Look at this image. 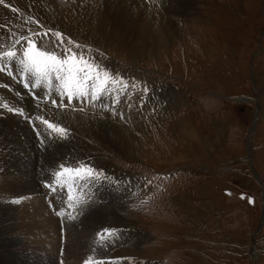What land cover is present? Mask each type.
<instances>
[{
    "label": "rangeland",
    "instance_id": "1",
    "mask_svg": "<svg viewBox=\"0 0 264 264\" xmlns=\"http://www.w3.org/2000/svg\"><path fill=\"white\" fill-rule=\"evenodd\" d=\"M45 1L57 13L62 10L60 7L76 10L71 14L79 25L74 30L76 34L53 25L54 21L40 20L31 10H26L36 2ZM106 1L4 0L0 3V54L10 47L19 48L20 57L24 44L15 43L13 33L33 36L45 25L98 45L95 55L101 63L104 61L95 65L97 69L93 65L86 69L93 58L83 61L79 57L68 68L65 79L78 85L79 93L85 94L74 95L72 101L76 105L72 106L67 103V91L64 94L53 88L48 91L32 81L38 95L34 98L25 88L17 67L9 69L0 57V233L14 232L15 225L16 232L27 233L25 241L31 235L38 234L41 238L28 256L11 255L10 249H18L19 241L3 238L0 264H42L49 258L59 264H98L102 257L107 261L127 254L131 259L122 264H142L145 259L156 264H264V0H191V3L184 0V4L183 0ZM14 8L17 10L13 11ZM146 11L175 21L180 28L174 33L171 30L168 34H157L143 15ZM27 16L33 17L34 20H29L36 24H26ZM108 32L115 34L114 40L104 39ZM98 35L101 38L94 37ZM152 39L158 41L157 46L150 43ZM100 40L104 42L98 43ZM134 41L155 47V53L147 54V50L139 53ZM99 46L105 54L99 52ZM35 56L29 60L34 67L33 60H39V54ZM40 67L44 71L43 63ZM105 68L110 73L100 76L104 85L99 89L100 100L111 101L116 87L125 93L110 105L92 98L97 94L98 76ZM54 78L52 75L51 79ZM139 85L145 92L131 101V93H138ZM173 93L178 98L174 105L167 102V96ZM49 94L58 101L47 98ZM148 98L153 108L144 111L143 104L135 109L139 101L147 103ZM130 115L133 117L129 118ZM45 120H52V124L58 121L68 128L66 141L64 131L57 136L60 140L53 139L52 130L56 128L35 132L30 122L37 124ZM80 121L102 128L99 130L107 137L93 145L91 135L76 126ZM143 123L144 131L140 132ZM123 130L133 132V138L135 134L142 135V150L137 152L135 148L132 154L125 150L127 141L120 138ZM109 135L116 136L111 139ZM15 140L21 148L9 151ZM61 160L75 165L90 160L92 164L72 174L71 193L73 183L82 177L86 185H78L77 192L83 202L84 192L89 194L88 188L103 194L100 202L93 199L85 202L93 206L89 214L86 213L91 206L85 210L74 206L82 213L77 223L63 215L58 219L52 211L45 213L41 209L38 213L30 203V187L23 189L33 182L32 177L43 185L56 179V191L63 194L62 183L51 173ZM107 169L118 174L107 176ZM86 171L98 173L86 179L83 176ZM142 183L144 192L138 190L136 194ZM41 197L45 201L49 198L47 194ZM119 199L122 205L117 204ZM27 223L38 232L29 234ZM136 228L144 231L148 240L139 244L131 240ZM112 229L117 230V238ZM66 234L63 245L61 235ZM61 245L66 249L62 256ZM92 248L98 252L97 256L96 252L89 254ZM76 252L81 254L77 257Z\"/></svg>",
    "mask_w": 264,
    "mask_h": 264
},
{
    "label": "bare ground",
    "instance_id": "2",
    "mask_svg": "<svg viewBox=\"0 0 264 264\" xmlns=\"http://www.w3.org/2000/svg\"><path fill=\"white\" fill-rule=\"evenodd\" d=\"M24 1V0H23ZM28 1V0H27ZM76 1V0H75ZM98 1V0H97ZM106 1V0H105ZM111 1V0H110ZM173 1V0H172ZM171 1V2H172ZM13 2V1H12ZM21 2V1H20ZM107 2V1H106ZM126 2V1H125ZM177 2V1H176ZM175 2V3H176ZM185 2H188V3H191V0H189V1H187V0H185ZM14 3V2H13ZM22 3V2H21ZM131 3V2H130ZM26 4V3H25ZM75 4V3H74ZM108 4V3H107ZM139 4V3H138ZM141 4V3H140ZM181 4V3H180ZM183 4H184V0H183ZM194 4V3H193ZM192 4V5H193ZM7 5V4H6ZM21 5V4H20ZM66 5V4H65ZM80 5V4H79ZM92 5H93V3H92ZM101 5H102V3H101ZM114 5V4H113ZM142 5V4H141ZM182 5V4H181ZM25 6V5H24ZM54 6V5H53ZM91 6V5H90ZM93 6H95V3H94V5ZM112 6V5H111ZM115 6V5H114ZM186 6V5H185ZM50 3H48V2H40V4H38V2H36L35 3V6H31V7H27L26 8V10L27 11H29V10H31V12H33V13H35V15L40 19V18H42V19H44L45 21L46 20H48L49 21V23L51 22V21H54L55 23H53V25H56V26H59V27H61V28H63V29H65V30H67L68 32L70 31V32H72V33H75V29H77V28H79V25H78V23L73 19V18H71V14H73L76 10L75 9H72V8H65V7H60L62 10L59 12V13H57V12H55L53 9H50ZM57 7V6H56ZM86 7V6H85ZM108 7V6H107ZM113 7V6H112ZM2 8V7H1ZM52 8V7H51ZM81 8V7H80ZM96 8V7H95ZM113 8H115V7H113ZM148 8V7H147ZM170 8V7H169ZM78 9V8H77ZM103 9V8H102ZM152 9V8H151ZM186 9H188L187 7H186ZM85 10V9H84ZM97 10V9H96ZM96 10H94V11H96ZM189 10V9H188ZM103 11V10H102ZM138 11H140V10H138ZM143 11V10H142ZM141 11V12H142ZM152 11H154V10H152ZM168 11V10H167ZM190 11V10H189ZM173 12V11H172ZM139 13V12H138ZM153 12H151V11H146V12H144L143 13V15H145V17L147 18V21H149L150 23H151V26L153 27L152 29L157 33V34H159V33H163V34H168V32L169 31H173V33L177 30V29H179L180 28V25L177 23V22H175V21H171V20H169L168 18H167V20H165V18H159V17H156V16H152L151 14H152ZM9 13H7V15H8ZM159 15V14H158ZM172 15V14H171ZM15 16V15H14ZM162 16H163V14H162ZM12 17V16H11ZM139 17V16H138ZM2 19H3V17H1ZM6 18V17H5ZM140 18H142L143 20H146V18H143V17H140ZM19 19V18H18ZM20 19H22V18H20ZM41 20V19H40ZM133 20V19H132ZM16 21V20H15ZM137 21V20H136ZM141 21V20H140ZM18 22V21H17ZM134 22H135V20H134ZM10 23V22H9ZM47 22H45V24H46ZM52 23V22H51ZM136 23V22H135ZM26 24H29V25H31L32 23H31V21L29 20V18H28V20H27V23ZM146 24H147V22H146ZM31 26H33V24L31 25ZM55 26V27H56ZM147 26V25H146ZM57 28V27H56ZM148 28V27H147ZM118 29V28H117ZM124 29V28H123ZM130 29H131V27H130ZM134 29V28H133ZM149 29V28H148ZM152 29H150V30H152ZM119 30V29H118ZM164 30H166V31H164ZM133 32H134V30H133ZM152 32V31H151ZM136 33V32H135ZM4 34V33H3ZM76 34V33H75ZM124 34V33H123ZM127 33H125V35H126ZM108 37H106V38H104V39H109V40H114V38L116 37H113L114 35H112L110 32H108ZM4 36V35H3ZM94 37H98V38H101V37H99V35L98 36H94ZM122 37V36H121ZM139 37V36H138ZM118 38V37H117ZM141 38V37H140ZM140 38H138V39H140ZM146 38H148V39H150L148 36H146ZM124 40V39H123ZM126 40V39H125ZM118 41V40H117ZM156 40L155 39H152V41L150 42V43H152V44H154L155 46H157V44H158V41L157 42H155ZM104 41L103 40H100L98 43H100V44H102ZM119 42V41H118ZM121 42V41H120ZM131 42V41H130ZM149 43V42H148ZM148 43H146V44H148ZM117 44V43H116ZM131 44V43H130ZM134 44H136V48L137 49H139V53H141L142 51L144 52V51H146L147 50V54H154L155 53V51H153L154 50V48L155 47H150V48H148V46L147 45H145V46H141L140 45V43H138L137 41H134ZM105 45V44H104ZM123 45H124V43H123ZM1 46V45H0ZM135 47V46H134ZM131 48V47H130ZM133 48V47H132ZM148 49H149V52H148ZM136 50V49H135ZM98 51V50H97ZM133 51V50H132ZM137 51V50H136ZM100 52V51H99ZM142 52V53H143ZM101 56V55H100ZM142 56V55H141ZM103 57H105V55L103 56ZM105 60V59H104ZM106 61V60H105ZM110 61V60H109ZM102 63H104V61H102ZM28 66H33L31 63H29L28 62ZM113 69V68H112ZM86 70V69H85ZM115 73V72H114ZM120 73V72H119ZM19 74V73H18ZM119 75V74H118ZM121 75V74H120ZM123 75V74H122ZM20 76V75H19ZM126 77H127V75H126ZM133 80V79H132ZM95 83H97V80H96V82ZM91 89V88H90ZM93 90V89H92ZM130 90V89H129ZM131 95H132V97L134 98V100L135 99H137L138 98V93H136V92H132L131 93ZM157 96V95H156ZM179 96V95H178ZM93 97V96H92ZM167 98H169V100L167 101L168 103H170V104H175L176 102H178V98H177V96H176V94L175 93H173V95L172 96H167ZM96 100H98V99H96ZM148 102L147 103H145L144 104V106H143V109H144V111H146L148 108H153L154 106L153 105H150V101H151V99H149L148 98ZM100 103V102H99ZM129 103V102H128ZM127 103V104H128ZM125 104V103H124ZM148 104H149V106H148ZM96 105V104H95ZM89 106V105H88ZM112 106V105H111ZM125 106V105H124ZM127 106V105H126ZM94 107V106H93ZM123 107V106H122ZM91 108V107H90ZM97 108V107H96ZM98 109V108H97ZM101 109V108H100ZM113 109V108H112ZM3 110V109H2ZM104 110H107V109H104ZM109 110V109H108ZM150 110V109H149ZM148 110V111H149ZM147 111V112H148ZM156 111V110H155ZM160 111H161V109H160ZM6 112V111H5ZM106 113H107V111H105ZM113 112V111H112ZM119 112V111H118ZM124 112H126V111H124ZM73 113V112H72ZM75 113H77V112H75ZM99 113V112H98ZM116 113H117V111H116ZM149 113V112H148ZM70 114V113H69ZM107 114H109V112L107 113ZM68 115V114H67ZM79 115V114H78ZM81 115V114H80ZM110 115V114H109ZM126 116V115H125ZM146 116V115H145ZM99 117H100V115H99ZM114 117H116V116H114ZM133 117V116H132ZM76 118V117H75ZM95 118V117H94ZM125 118V117H124ZM123 118V119H124ZM128 118V117H127ZM144 118H146V117H144L143 116V120H144ZM129 119V118H128ZM76 119H74V121H75ZM87 121V120H86ZM130 121V120H129ZM106 122V121H105ZM143 122H145V121H143ZM20 123V122H19ZM74 123V122H73ZM127 123H128V121H127ZM136 122H134V124H135ZM1 124V123H0ZM92 124V123H91ZM91 124H89V123H86V122H77V124H76V126L78 125V126H80L81 128H82V130H84V131H86L87 133H89L90 135H91V137L93 138V140L95 141V144H93V145H96V142L97 143H99V142H102V140L104 139V138H106L107 136L105 135V133L102 131V130H99V129H102V128H99V129H97L96 128V125H91ZM120 124V123H119ZM130 124V123H129ZM132 125V124H131ZM105 126H108V124H106ZM110 126V125H109ZM119 126V125H118ZM130 126V125H129ZM128 126V127H129ZM133 126V125H132ZM144 126H145V123H143L142 125H141V127H140V132H143L144 131ZM80 128V129H81ZM79 129V131H81ZM107 130H109L108 128H107ZM11 132H13V131H11ZM118 132V131H117ZM2 133V132H1ZM7 133H8V131H7ZM10 133V132H9ZM25 133V132H24ZM77 133V132H76ZM82 133V132H81ZM11 134V133H10ZM16 134V133H15ZM14 134V135H15ZM23 134V133H22ZM111 134V133H110ZM192 134V133H191ZM78 135V134H77ZM76 135V136H77ZM120 138L123 140V141H127L125 144H124V148H125V150H127L128 151V153L129 154H132V152H133V150L136 148V151L138 152V151H140V150H142V148H143V144L142 143H144L143 142V137H141L140 135H138V134H135V136H134V138H133V132H130V130H123L122 132H120ZM146 135V134H145ZM8 136V135H7ZM6 136V137H7ZM19 136V135H18ZM20 136H22V135H20ZM68 136V135H67ZM79 136V135H78ZM86 136V135H85ZM116 135H109L108 137L109 138H111V139H113L114 137H115ZM11 137V136H10ZM9 137V138H10ZM17 137V136H16ZM12 138V137H11ZM19 139V138H18ZM71 139V138H70ZM12 140V139H11ZM47 140V139H46ZM2 141V140H1ZM24 141V140H23ZM52 141H53V139H52ZM75 141H77V140H75ZM81 141V140H80ZM86 141H88L89 142V140H87L86 139ZM54 142V141H53ZM68 142H70V141H68ZM83 142V141H82ZM16 143V140H15V142H13V146L11 147V149L9 150V151H12V150H14V151H16L17 149H19V148H21V146L19 145V144H15ZM56 143V142H55ZM72 143V142H71ZM90 143V142H89ZM0 144H1V142H0ZM20 144H21V142H20ZM28 144V143H27ZM67 144V143H66ZM74 144V143H73ZM73 144H70V145H73ZM79 144V143H78ZM4 145V144H3ZM68 145V144H67ZM86 145V144H85ZM61 146V145H60ZM66 145H64V147H65ZM80 146V145H79ZM6 147V146H5ZM24 147V146H23ZM32 147V146H31ZM8 148V147H7ZM6 148V149H7ZM10 148V147H9ZM70 148H71V146H70ZM89 148V147H88ZM58 149V148H57ZM74 149V148H73ZM72 149V150H73ZM76 149V148H75ZM81 149V148H80ZM28 150V149H27ZM25 151H26V149H25ZM55 151V150H54ZM57 151V150H56ZM74 151V150H73ZM5 152V151H4ZM17 152H20V151H17ZM21 152H24V149H22L21 150ZM58 152H60V151H58ZM57 152V153H58ZM65 152V151H64ZM83 152L85 153V151H84V149H83ZM15 153V152H14ZM14 153H10V154H14ZM25 153H27V152H25ZM51 153V152H50ZM55 153V152H54ZM54 153H53V155H54ZM66 153V152H65ZM60 154V153H59ZM4 155H6V156H8V153H6V154H4ZM25 155H27V154H25ZM52 155V156H53ZM1 156V155H0ZM56 156H58V155H56ZM64 156V155H63ZM67 156V155H66ZM22 157H23V155H22ZM139 158V157H138ZM60 159V158H59ZM3 160V159H2ZM8 160V159H7ZM78 160V159H77ZM87 160V159H86ZM85 161V160H84ZM43 162V161H42ZM13 163V162H12ZM37 163V162H36ZM53 163V162H52ZM79 163V162H78ZM2 164V163H1ZM6 164H8V163H6ZM18 164V163H17ZM43 164H45V163H43ZM3 165V164H2ZM12 165V164H11ZM37 165V164H36ZM50 165V164H49ZM14 166V165H13ZM10 167V166H9ZM52 167H54V166H52ZM1 168V167H0ZM4 168V167H3ZM21 168V167H20ZM24 168V167H23ZM8 169V168H7ZM6 169V170H7ZM23 170V169H22ZM4 171V170H3ZM10 171V170H9ZM38 171V170H37ZM2 172V171H1ZM14 172V171H13ZM51 173H54L55 174V172H51ZM9 174V173H8ZM7 174V175H8ZM107 176H111L112 174H118V173H116L115 171H113V169L112 170H110V169H107V171H106V173H105ZM4 175V174H3ZM121 175H128V173L126 174V173H123V172H121ZM128 176H130V175H128ZM26 177V176H25ZM21 178V177H20ZM40 178V177H39ZM2 179H5V178H2ZM19 179V178H18ZM13 180H15V178L13 179ZM24 180V179H23ZM32 180H33V182L31 181L30 182V184L28 185V186H26V187H24L23 189H25V188H27V187H30L29 188V190L32 192V196L30 197V203L32 204V205H34V209L38 212H40V210L42 209L45 213H48V212H50V211H52L53 212V214H54V211L58 208V204H59V202H60V198H59V196L60 195H62L60 192H59V190H58V192L56 191V189H57V187L55 186V184H56V179H54V180H52V181H49V180H47L46 182H48L49 183V186H46L45 184L43 185V184H41L40 182H38V180H37V178L36 177H32ZM2 181V180H1ZM4 181V180H3ZM11 181V180H10ZM18 181V180H17ZM77 181V180H76ZM75 181V182H76ZM6 182V181H5ZM24 182V181H23ZM8 183V182H7ZM6 183V184H7ZM27 183V182H26ZM0 184H1V182H0ZM57 185V184H56ZM5 186V185H4ZM58 186V185H57ZM8 187V186H7ZM61 188H62V186H61ZM130 188V187H129ZM29 191V192H30ZM129 191V190H128ZM5 193V192H4ZM26 193V192H25ZM85 194H86V200L83 202L82 201V198H81V194L77 197V202L75 203V205L74 206H78V207H81L83 210H85L86 208H88V207H90L91 205H89L88 203H85L86 201H90V199L88 200V195H87V193H86V191L84 192ZM128 193H130V192H128ZM2 194V193H1ZM17 194V193H16ZM21 194H23V193H21ZM41 194H47L48 195V200L47 201H45V198L44 197H41ZM18 195V194H17ZM1 196V195H0ZM11 196V195H10ZM12 196H13V194H12ZM3 197V196H2ZM5 197H7V196H5ZM14 197V196H13ZM128 197V196H127ZM105 198V197H104ZM103 199V198H102ZM2 201V200H1ZM24 201H26L27 203H29V200L28 199H25ZM15 202V201H14ZM119 202H120V199H119V201H118V203L117 204H119ZM122 202V201H121ZM124 202V201H123ZM0 203H2V202H0ZM50 203H52V206L54 207L53 208V210H51V206H50ZM116 203V202H115ZM125 203V202H124ZM111 204V203H110ZM121 205L123 204V203H120ZM119 204V205H120ZM4 205V204H3ZM107 205V204H106ZM116 205V204H115ZM117 206V205H116ZM126 206V205H125ZM128 206V205H127ZM14 207V206H13ZM93 206H91L90 208H89V210L87 211V213L86 214H89V212L91 211V208H92ZM4 208V207H3ZM9 208V207H8ZM106 208V207H105ZM116 208V207H115ZM16 209V208H15ZM95 209V208H94ZM100 209V208H99ZM108 209V208H107ZM1 210V209H0ZM23 209H20V211H22ZM111 210V209H110ZM118 210V209H117ZM3 211V210H2ZM18 211V210H17ZM94 211V210H93ZM38 212V213H39ZM121 212V211H120ZM24 213V212H23ZM95 213H96V211H95ZM94 213V214H95ZM126 213H127V215L128 216H130L131 218H133L132 217V213L130 212V211H128V210H126ZM4 214V213H3ZM2 214V215H3ZM6 214V213H5ZM13 214V213H12ZM15 214V213H14ZM92 215H93V213H92ZM97 215V214H96ZM99 215V214H98ZM100 215H101V213H100ZM1 216V215H0ZM8 216V215H7ZM21 216V215H20ZM24 216H26V215H24ZM31 216V215H30ZM56 216V215H55ZM102 216V215H101ZM104 216V215H103ZM33 217V216H32ZM116 217V216H115ZM135 217V216H134ZM11 218V217H10ZM98 218V217H97ZM20 219H22V218H20ZM59 219V218H58ZM63 219V218H62ZM81 219V218H80ZM54 220V219H53ZM67 220V219H66ZM79 220V219H78ZM17 221V220H16ZM103 222H104V220H102ZM76 222V221H75ZM98 222V221H97ZM20 223V222H19ZM49 223V222H48ZM74 223V222H73ZM77 223V222H76ZM7 224H9V223H7ZM14 224H16V223H14ZM28 224L29 223H27V226H28ZM104 224V223H103ZM4 225V224H3ZM18 225H20V224H18ZM65 225V224H64ZM120 226H121V224H119ZM131 225V224H130ZM26 226V227H27ZM68 226H69V224H68ZM83 226V225H82ZM87 226V225H86ZM91 226V225H90ZM116 226H118V224H116ZM23 227V226H22ZM55 227V226H54ZM92 227V226H91ZM108 227V226H107ZM12 228V227H11ZM105 228V227H104ZM111 228V227H110ZM122 228V227H121ZM15 229V225L13 226V229H12V231H14V232H9V231H7V232H4L3 234H4V236H3V234L2 233H0V241H3L4 239H7V240H10L11 238L13 239V240H15L16 239V242L17 241H19V247H18V249L17 248H12V249H10V251H9V253L11 254V255H13V256H17V255H23V256H28L29 254H31V250L33 249V247L35 246V242H37V246L39 245L38 243H39V241H41V238H40V236L37 234L36 236H34V237H32V235H31V237H30V239L29 240H27V241H25V239H24V237H28V235H27V233H25L24 231H23V233L22 232H19V231H17L16 232V230H14ZM19 229V228H18ZM23 229V228H22ZM92 229V228H91ZM96 229V228H95ZM100 229L103 231V226H101L100 225ZM51 230H53V228L51 229ZM55 230V229H54ZM105 230V229H104ZM107 230V229H106ZM93 231V230H92ZM33 232V234L34 233H36V232H38V231H36L35 229H33V228H31L30 226H28V233L30 234V233H32ZM5 234H6V236H5ZM71 234V233H70ZM125 234V233H124ZM132 235V237L133 238H131V240H133L134 239V241H137V244H139L141 241H145L146 239H147V234L144 232V231H142L141 229H139V228H136V229H134V231H133V233L131 234ZM58 236V235H57ZM56 236V237H57ZM11 237V238H10ZM4 238V239H3ZM89 240V239H88ZM107 240V239H106ZM148 240V239H147ZM133 241V242H134ZM14 242V241H13ZM49 242V241H48ZM131 242V241H130ZM51 243V242H50ZM93 243V242H92ZM6 244H7V242H6ZM5 244V245H6ZM95 244V243H94ZM136 244V245H137ZM10 245V244H9ZM16 245H17V243H16ZM57 245V244H56ZM74 246H76V243L75 244H73ZM127 245V244H126ZM130 245V244H129ZM15 246V245H14ZM36 246V247H37ZM120 246H121V244H120ZM137 246H140V245H137ZM17 247V246H16ZM26 247V250L25 251H23L24 250V248ZM55 247V246H54ZM144 247V246H143ZM4 248V247H3ZM10 248H11V246H10ZM52 248V247H51ZM125 248V247H124ZM9 249V248H8ZM69 249V248H68ZM90 249V248H89ZM107 249V248H106ZM118 249V248H117ZM120 249V248H119ZM126 249V248H125ZM141 249V248H140ZM144 249V248H143ZM66 250V249H65ZM129 250V249H128ZM46 251V250H45ZM84 251V250H83ZM89 251V254H92V253H94V252H96V255L95 256H97L98 255V252L97 251H95V249L94 248H92L91 249V251L90 250H88ZM125 251V250H124ZM127 251V250H126ZM139 251V250H138ZM5 252V251H4ZM68 252V251H67ZM82 252V251H81ZM81 252H76V255H77V257H78V255H80L81 254ZM2 253V252H1ZM133 253H135V252H133ZM137 253V252H136ZM5 254V253H4ZM3 254V255H4ZM7 254V253H6ZM70 254V253H69ZM111 254V253H110ZM123 254H124V252H123ZM125 254H127V253H125ZM124 254V255H125ZM138 254V253H137ZM118 255V254H117ZM256 255V254H255ZM2 256V255H1ZM0 256V257H1ZM75 256V255H74ZM87 256H88V254H87ZM22 257V256H21ZM257 257V256H256ZM22 259V258H21ZM44 259V258H43ZM46 259V258H45ZM74 259V258H73ZM72 259V260H73ZM76 259V258H75ZM101 260V259H100ZM36 261V260H35ZM141 261V260H140ZM149 261V260H148ZM146 261V259L145 260H142V264H156V262H153V261ZM71 262V261H70ZM74 262V261H73ZM78 261H76V263H77ZM35 263V262H34ZM37 263H38V261H37ZM36 264V263H35ZM42 264H59L55 259H53V258H49V259H46V260H44L43 261V263Z\"/></svg>",
    "mask_w": 264,
    "mask_h": 264
},
{
    "label": "snow or ice",
    "instance_id": "3",
    "mask_svg": "<svg viewBox=\"0 0 264 264\" xmlns=\"http://www.w3.org/2000/svg\"><path fill=\"white\" fill-rule=\"evenodd\" d=\"M3 2H4V0H0V3H3ZM13 11H16V9H13ZM7 55L14 56L15 53H8ZM40 55L43 56L44 54L41 53ZM25 56H28V51H25ZM51 59H55V57H52ZM33 63L36 65L35 71L37 73H41V67H40L41 61H39V60H33ZM44 67H45V69H49L50 68V66L47 65V64H45ZM51 70L58 71V69H51ZM78 95H80L81 97H83L85 94L84 93H78ZM73 98H74L73 95L70 93L69 96H68L69 101L71 102V100ZM92 98H93V100L96 99L95 96H93ZM64 171H68V169H64ZM60 175H62V173L61 172H57V176H60ZM81 179H83V178L81 177Z\"/></svg>",
    "mask_w": 264,
    "mask_h": 264
}]
</instances>
